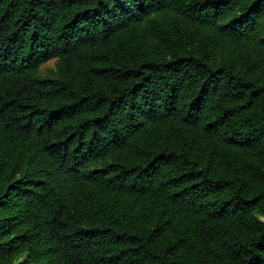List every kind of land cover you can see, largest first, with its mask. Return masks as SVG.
<instances>
[{
	"label": "trees",
	"instance_id": "16d2710c",
	"mask_svg": "<svg viewBox=\"0 0 264 264\" xmlns=\"http://www.w3.org/2000/svg\"><path fill=\"white\" fill-rule=\"evenodd\" d=\"M0 264H264V0H0Z\"/></svg>",
	"mask_w": 264,
	"mask_h": 264
},
{
	"label": "rangeland",
	"instance_id": "374dc122",
	"mask_svg": "<svg viewBox=\"0 0 264 264\" xmlns=\"http://www.w3.org/2000/svg\"><path fill=\"white\" fill-rule=\"evenodd\" d=\"M56 66V60H51L47 63H45L42 66V73L43 75H47L51 69H54Z\"/></svg>",
	"mask_w": 264,
	"mask_h": 264
}]
</instances>
